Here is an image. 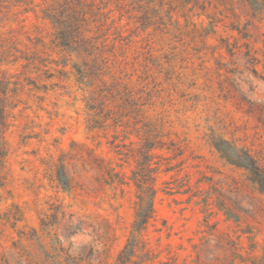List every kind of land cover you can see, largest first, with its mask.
I'll return each instance as SVG.
<instances>
[{"label": "rangeland", "instance_id": "374dc122", "mask_svg": "<svg viewBox=\"0 0 264 264\" xmlns=\"http://www.w3.org/2000/svg\"><path fill=\"white\" fill-rule=\"evenodd\" d=\"M192 1L0 0V210L24 213L0 223V264H23L16 245L58 264L66 218L42 235L40 217L59 204L82 220L63 242L69 263L83 253L81 263L120 264L149 129L163 134L151 159L156 220L126 264H264V186L243 162L248 150L264 164V42L242 37L239 0ZM100 158L124 184L97 178Z\"/></svg>", "mask_w": 264, "mask_h": 264}, {"label": "trees", "instance_id": "16d2710c", "mask_svg": "<svg viewBox=\"0 0 264 264\" xmlns=\"http://www.w3.org/2000/svg\"><path fill=\"white\" fill-rule=\"evenodd\" d=\"M183 1L185 4H192L193 7H195L196 5L192 0ZM205 1L206 0H203V2ZM207 1L209 2V0ZM239 2L242 4V16H244L246 19L244 24L242 25V37L248 40H251L253 38L254 42H258L261 39L264 42V0H239ZM210 23L213 26L216 25L215 20H211ZM239 31L241 32V30ZM247 47L249 48L248 54H252V48H250L249 42L247 43ZM254 51L256 52V50ZM251 59L256 60V58L254 57H252ZM250 63L254 62L250 61ZM4 93L6 95V92ZM125 101L132 107V109H135L136 111L142 110L141 105L143 104L139 103V101L135 98L133 94L129 93ZM91 109H95V107L92 106ZM0 118L3 127L8 126L5 105L1 107ZM149 131L150 134H148L144 138L145 141L140 150L144 152L146 157H148L147 165L144 166V164L141 163L139 159H136L137 168L133 171V174L131 176V179L137 191V199L135 201L136 218L132 224V229L127 246L118 257V262L120 264H126L129 261H133V257L137 255L136 250L140 243L141 232L147 227V225L151 221L156 220L154 208V199L157 193V190L154 186L156 177L153 176L152 173L156 172L158 168H153L151 166V159L153 158L152 151L158 147H163L162 145H157L155 142L156 140L162 141L158 138V136H163V134H161V130L159 129L154 130L157 132V136H153L154 131L151 132V129H149ZM171 144L174 145L179 151L181 150L182 145L179 142L171 140ZM6 156L7 148L5 146V142L0 140V179H2V167L4 166ZM99 161V174L97 176L99 180L101 179L102 182L110 185H112L113 183L124 184L123 175L120 171L116 170V167L112 166L111 162L106 161L105 158H100ZM243 162L253 172V174L257 176V178L264 186V164L262 163L261 159H259L258 156L247 150L245 151V158ZM61 166L62 171L60 173L63 177V184L65 186V189L71 190L73 187H75V174H73V172H71L66 167L64 160L62 161ZM170 169L171 168H167V171H169ZM11 206L12 207H10L4 212L0 210V223L6 222L10 223L13 227H16L17 224L23 221L24 213L19 205L12 204ZM60 217L66 218V232L64 234V240H58L59 247L54 248V250H56L57 252L55 255V259L58 264H71L68 262V259L72 258V255L69 252L70 249H65L63 246V242L82 230V220L79 218H74V213L65 211L64 206L62 204H59L58 206L53 208V211H51L50 214L45 213V217H40V230L42 231V235L44 233L43 231L45 230H47L48 234H52V231L54 230L56 224L59 222ZM33 231L35 232V235H37L38 230L34 228ZM20 233H22L21 237L33 239L32 235L34 234H29L30 236H28V233L23 230ZM42 235H39L38 237L41 238ZM16 248H18L17 253L19 254L20 261L23 264H39L38 262H35L32 255L26 253L17 245ZM146 253L148 254L149 251L147 250ZM91 254L93 255V252ZM81 255L82 256H80L79 258L76 257L77 259L74 258L75 260L73 261V263L88 264L81 263V260L84 257L83 253ZM97 258L98 256H96L94 260H96Z\"/></svg>", "mask_w": 264, "mask_h": 264}]
</instances>
